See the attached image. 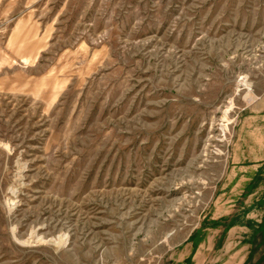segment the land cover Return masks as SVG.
<instances>
[{"label":"rangeland","instance_id":"rangeland-1","mask_svg":"<svg viewBox=\"0 0 264 264\" xmlns=\"http://www.w3.org/2000/svg\"><path fill=\"white\" fill-rule=\"evenodd\" d=\"M263 91L264 0H0V264H170Z\"/></svg>","mask_w":264,"mask_h":264},{"label":"crops","instance_id":"crops-1","mask_svg":"<svg viewBox=\"0 0 264 264\" xmlns=\"http://www.w3.org/2000/svg\"><path fill=\"white\" fill-rule=\"evenodd\" d=\"M254 101L240 121L233 165L222 187L230 190L217 202L239 207L212 213L208 226L172 250L170 264H246L251 259L264 225V91Z\"/></svg>","mask_w":264,"mask_h":264}]
</instances>
